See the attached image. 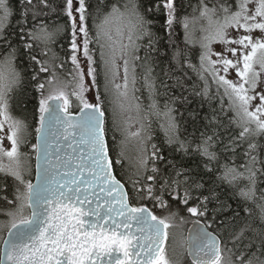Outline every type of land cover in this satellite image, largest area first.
I'll return each instance as SVG.
<instances>
[{
  "label": "snow or ice",
  "instance_id": "6c2138e0",
  "mask_svg": "<svg viewBox=\"0 0 264 264\" xmlns=\"http://www.w3.org/2000/svg\"><path fill=\"white\" fill-rule=\"evenodd\" d=\"M191 7L0 0V213L8 218L0 224V264H173L169 229L189 222L192 264H264V0H197L196 15L180 14ZM53 13L62 22L50 23ZM197 21L201 35L193 39ZM63 40L67 60L56 51ZM21 65L38 94L31 152L22 151L26 123L11 115ZM184 92L219 105L194 139L183 134L176 107L189 102ZM109 106L123 136L111 144ZM153 118L169 155L155 143L148 150ZM129 138L141 146L131 175ZM188 156L200 158L196 168L184 165ZM224 185L233 197L221 198Z\"/></svg>",
  "mask_w": 264,
  "mask_h": 264
},
{
  "label": "trees",
  "instance_id": "16d2710c",
  "mask_svg": "<svg viewBox=\"0 0 264 264\" xmlns=\"http://www.w3.org/2000/svg\"><path fill=\"white\" fill-rule=\"evenodd\" d=\"M189 2L192 4L193 7L187 8V12L181 10L180 14L182 16L185 14L196 15V13H193V8L197 4V0H184L185 5H187ZM13 3H15V0H13ZM52 21L62 22V21L57 20L55 13L52 14L49 22L51 23ZM161 23H162V20H161ZM176 35L179 37V43L183 45L184 29L182 26H177ZM61 43H63L65 47L61 48L59 45H57L56 46L57 54L60 56L61 59L67 60V57L65 56V51L67 50V40H63L61 41ZM188 47L193 48V45L190 44ZM193 50L198 52L199 45L198 44L195 45ZM170 56H171V51H169V57ZM198 62L199 60L197 56L196 59L193 60V63H198ZM20 67L22 69L21 71L22 84L20 86V89L17 92V102L13 103L12 112L14 115L18 116L20 120H23L26 123L27 129H28L27 140L29 142L28 144L31 145L32 143L35 142V121L33 120L32 112H33V106L38 101V94L34 90V86H33L34 82H30V75H28V73H25L23 71V65H21ZM66 67L69 69L71 68L70 60H68ZM162 68L165 71L168 69L167 59H163L162 61H157V66L155 70L158 75L162 76V72H161ZM28 71L30 72L31 69H29ZM191 75L193 77V80H195L196 79L195 74L191 73ZM176 94L177 95L180 94L179 89L176 90ZM184 95L188 96L189 102L187 104L178 103L176 107L179 109L180 112L184 113L183 118H181V128H182L183 134L188 136L189 139H194V138L199 137V134L201 131L205 130L204 126L207 124V120L205 119V117L211 118L212 108L213 107L218 108L219 105L217 101L215 100L209 102L207 100H203L199 96L191 95L190 92H184ZM21 100L28 101L26 108L23 107V105L18 102ZM189 113H195L197 118L194 120L192 116L189 115ZM112 120H113L112 109H111V106H109V110L106 113V136L110 144L112 142L113 135H115L117 141L122 139L121 133L119 131L114 130ZM227 123H228L227 118H224V124L227 125ZM220 131L224 135L225 141H227L228 135H227L226 130L224 128H221ZM151 135L153 139L150 142L149 147H148L149 152L151 151V143H155L157 146L163 149L165 155H169L171 153V149L168 147L167 144L164 143V140H165L164 132L160 129L159 122L156 121L155 118H153ZM30 145L26 147L28 152H31ZM174 158L176 160H180L181 158L180 154H174ZM31 160H32V165L34 169V154L31 155ZM239 162L240 161L238 160L237 163ZM199 163H200V158L198 156L184 157V165L186 167L196 168ZM124 168H125V171L128 172V174L130 175L135 172V164L130 163L127 160V158H125V161H124ZM205 179H208V177L206 176ZM9 184H11V179H9ZM218 191L221 194V198L227 199L229 197H233L234 190L229 189L226 185L222 186L220 189H218ZM228 202L231 203L233 207L236 206L235 198L228 199ZM256 211H258V209ZM3 216L4 215L0 213V217H3ZM189 223L183 226L184 232L187 226L189 225ZM178 264H192L190 258L188 257L186 253V250L182 254L181 260L179 261Z\"/></svg>",
  "mask_w": 264,
  "mask_h": 264
},
{
  "label": "rangeland",
  "instance_id": "374dc122",
  "mask_svg": "<svg viewBox=\"0 0 264 264\" xmlns=\"http://www.w3.org/2000/svg\"><path fill=\"white\" fill-rule=\"evenodd\" d=\"M199 27H200V23L194 22L193 24V39H197L201 33L199 32ZM198 34V35H196ZM219 45H213L214 50L219 51L220 50ZM234 79L235 78V73H231L230 77ZM11 115L16 118L19 119L18 116L14 115L11 109ZM138 127V125H135L133 123V127L132 130L135 131L136 128ZM22 135L26 136L28 135V129L26 128V130L22 133ZM0 136H6V133H0ZM123 138V136H122ZM30 145V144H28ZM27 145V146H28ZM24 146L22 147V151H27L26 147ZM4 147L7 148L9 147V142H7V140H4ZM31 147V145H30ZM140 145L138 144V142L136 141V139L134 138H129L128 143L126 145V158L127 160L132 163V164H136L137 159L140 156ZM5 164L8 163L7 159H5L3 161ZM31 164H32V160H31ZM33 167V165H32ZM8 218L4 215L3 217H0V224H2L3 222H5ZM170 233H174V237L170 235L168 243H167V251H168V256L169 258L173 261V264H178L179 261L181 260L182 254L184 253V251L186 250V244L184 243V238H186V234L184 232V229H169ZM186 231V229H185Z\"/></svg>",
  "mask_w": 264,
  "mask_h": 264
},
{
  "label": "water",
  "instance_id": "95a60500",
  "mask_svg": "<svg viewBox=\"0 0 264 264\" xmlns=\"http://www.w3.org/2000/svg\"><path fill=\"white\" fill-rule=\"evenodd\" d=\"M105 120H106V117H105ZM106 138H107V136H106ZM34 167H35V156H34ZM192 224H191V222L189 223V225L187 226V228H186V231H185V234H186V237L189 235V229H191L192 228ZM168 243V242H167ZM187 247V246H186ZM186 253H187V250H186ZM188 255V254H187ZM188 257L190 258V260H191V257L188 255Z\"/></svg>",
  "mask_w": 264,
  "mask_h": 264
}]
</instances>
